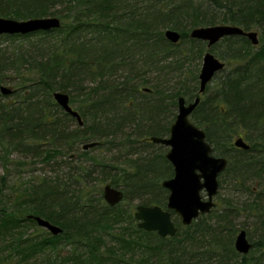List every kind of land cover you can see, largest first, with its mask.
I'll return each instance as SVG.
<instances>
[{
  "label": "trees",
  "instance_id": "obj_1",
  "mask_svg": "<svg viewBox=\"0 0 264 264\" xmlns=\"http://www.w3.org/2000/svg\"><path fill=\"white\" fill-rule=\"evenodd\" d=\"M49 17L60 20L58 29L0 35L17 45H0V85L13 83L10 95L0 92V165L19 166L13 182L2 181L15 211L1 207L0 264H264V191L248 185L264 187V0H0V18ZM216 25L256 30L260 38L256 46L242 36L214 45L216 58L234 66L226 70L225 64L199 95L206 44L189 33ZM166 30L180 34L177 44L165 39ZM57 92L68 95L81 127L56 104ZM179 97L186 103L199 97L190 122L205 132L212 152L227 159L219 178L230 176L235 188L245 185L252 198L241 210L224 200L187 227L173 222L176 235L160 238L137 228L134 212L121 203L147 195L141 206L165 207L161 183L173 176L166 153L146 159V166L84 157L157 145L151 138L168 137ZM243 136L247 151L232 145ZM91 142L97 146L77 149ZM14 154L19 158L12 160ZM60 156L72 168L66 177ZM106 184L127 197L107 206ZM240 212L254 220L246 256L233 246L238 230L232 218ZM29 216L43 217L62 234L52 236Z\"/></svg>",
  "mask_w": 264,
  "mask_h": 264
},
{
  "label": "water",
  "instance_id": "obj_2",
  "mask_svg": "<svg viewBox=\"0 0 264 264\" xmlns=\"http://www.w3.org/2000/svg\"><path fill=\"white\" fill-rule=\"evenodd\" d=\"M60 27L57 18H37L25 21L0 18V35L33 34L36 32H49ZM165 39L171 44H177L180 34L173 30H166ZM245 37L252 46L258 45L257 33L245 32L239 27L228 25H216L194 28L189 33L192 40L206 44V53L202 57V65L198 74V94L204 93L216 74L225 67L224 62L216 58L210 49L227 37ZM2 95L12 93L8 88L1 87ZM54 101L63 112L74 118L78 126L83 123L79 114L69 104V97L63 93H54ZM199 97L193 102L186 103L183 97L177 99V114L169 129L167 138H151V142L162 145L168 151L165 159L173 169V177L162 182L161 186L168 192L166 210L158 206H137L134 219L137 228L145 232H155L158 237H173L177 229L171 220V213L176 214L183 227L189 226L202 215H207L213 208V199L218 192V177L226 170L228 161L223 157H215L212 147L206 141L205 132L190 122V116L199 104ZM97 146L96 142L85 144L83 151ZM233 147L247 151L249 146L238 138L233 142ZM205 192L206 198L201 197ZM124 198L123 192L113 188L109 184L102 190V199L109 207L120 204ZM1 212V208H0ZM38 227L48 231L52 236L62 234V229L38 216H29ZM234 249L246 256L251 250V244L247 240L245 231H239L234 240Z\"/></svg>",
  "mask_w": 264,
  "mask_h": 264
},
{
  "label": "rangeland",
  "instance_id": "obj_3",
  "mask_svg": "<svg viewBox=\"0 0 264 264\" xmlns=\"http://www.w3.org/2000/svg\"><path fill=\"white\" fill-rule=\"evenodd\" d=\"M3 19H8V18H3ZM12 20H15V19H12ZM253 31L257 33V39H258V42H259V38H260L259 31H256V30H253ZM0 45L3 46V47H7L10 50L11 49H14L17 46L15 43L8 44V42H6V41H0ZM184 46H189V44H187L185 42L184 43ZM213 47H211V49ZM211 49H210V52L216 57V54L214 52H212ZM217 49H218V51H222V48L221 47H218ZM204 50L207 51L206 46L204 47ZM225 64H226V66H228L226 68V70H228V69H230V68H232L234 66L233 64L228 65L229 63H227V62H225ZM201 65H202V58H201V60L199 62V71H200ZM153 77H155V76H153ZM12 84H13L12 82L7 81L6 83H3L2 85H0V87H6V88H9V89H12V86H13ZM151 85L152 84L146 85L143 88L144 89H150V86ZM212 85H213V83L210 84V86H212ZM10 100H13V98H10ZM172 113H174L173 114L174 115V119L173 120H175V117H176V114H177V109L175 108V110L172 111ZM169 119H171V116H169L168 120ZM69 126H70V128L68 127L69 129L73 128V124L72 125H69ZM255 134H258V133H255ZM240 138L249 146V143L244 139L245 138L244 136L243 137H240ZM236 139H238V138L235 137V139L233 140V142ZM233 142H232V145H233ZM118 143H119L118 141L115 142V145H117ZM210 145H211V147L214 148V145L213 144H210ZM83 146L84 145L81 144V145H79L77 147V149L80 152H82V147ZM129 147L130 148H127V149L118 148V151L113 152V154H107V153H105L104 155L100 154L98 151H91L84 158H88V157H91L92 158V157H95V156H99L100 158H102L104 156V162L106 164H108V165H116V161L112 158V157H116V158H120L119 160L125 159L121 163L123 166L128 165V163H126V164L123 163L124 161H127V160L137 161L138 164H140V165L142 164V166H146L145 164H143V163H146L145 162L146 159L156 158L158 155H165V153H167V151H168V149L167 148H164L162 145H154V146L147 145V146H144V147L141 148V145L140 144H137V145H131ZM77 153H79V152L76 151V150H75V152H73L72 155L74 156V158H77ZM213 155L215 157L216 156L217 157H220L221 156V155H219V153L217 154V153H214V152H213ZM10 158L12 160H15V159H18L19 157L16 154H14ZM59 159L57 160V162H63L64 163V165H63L64 170H62V171H63V176L66 177V176L69 175L68 174V171H71L72 168L69 167V165L65 161V158H63V157L60 156ZM84 160H87V159H83V161ZM87 165L90 166L91 163L88 162ZM18 167L19 166H18V163L17 162L12 163L11 165H9V167L8 166L7 167H3L2 165H0V189H2V192H1L0 197H1V201L3 203V206L0 203V208L5 206V208L8 211H15V209H12L11 210V206H12L11 204L12 203L11 204H8V202H7L6 196L8 195L7 194L8 189L2 186V184H3L2 181H4L3 180L4 177H7V179L10 182H13L12 181L13 180L12 179L13 178V175L12 174L17 173L16 172L17 171L16 168H18ZM148 174L151 175V173H148ZM34 175H33V177H34ZM28 177L29 176L25 174V179L24 180H26V181H24V183H27L29 181L28 180ZM169 178H171V177H168L166 179H169ZM218 182H219L218 193L214 197V203H215L216 206L223 205L224 200L231 199L232 200V204H233L232 206L234 208L237 207L236 209L241 210V206L243 205V203L245 201L249 200L250 198H252V194H250L249 192H247V190L245 189L246 188L245 185H244V187L240 185L241 187H236L235 188L233 186V183L231 182V177L230 176H227V177L226 176H223L221 178L218 177ZM248 185H250V187H252V190L255 191L256 193H258L260 191V188H261V190L264 191V187H259L258 186V183H255V185H253V186H251L250 183ZM116 189L122 191L124 193V195L126 194L125 191H124V189H122L121 187H117ZM102 190H103V188H102ZM201 196L203 198H206V194H205L204 191L201 193ZM262 196L264 197V193L262 194ZM147 198H148V196L147 195H144V197H138V199H135L134 200V198H132V196H128L121 203V206L124 207L126 210L130 208L132 210V213H133V212H135V208L138 205L144 204V201L147 200ZM1 210H2V208H1ZM16 214H18V213H16ZM27 214H28L27 212H22L23 217L26 216ZM174 215L176 217H178L176 214H174ZM41 218L44 219L43 217H41ZM174 219H175V217L172 216V220H173L174 223H178V222L180 223V219L178 221L177 220H174ZM232 219H233L232 221H233V223L235 225L236 230H238V232L240 230L245 231V233H246V235L248 237V231H250L252 229V226L254 224V220L252 218H250L246 212H240L238 215H235ZM32 230H33V228H31V230L29 231V234H32L33 233ZM238 232L236 233V235L238 234ZM153 262L155 263V261H153Z\"/></svg>",
  "mask_w": 264,
  "mask_h": 264
},
{
  "label": "flooded vegetation",
  "instance_id": "obj_4",
  "mask_svg": "<svg viewBox=\"0 0 264 264\" xmlns=\"http://www.w3.org/2000/svg\"><path fill=\"white\" fill-rule=\"evenodd\" d=\"M224 69H225V67H224ZM224 69H223V70H224ZM223 70H222V71H223ZM220 72H221V71H220ZM220 72H219V73H220ZM216 75H217V74H216ZM216 75H215V76H216ZM145 91H146V90H145ZM169 129H170V128H169ZM172 177H173V176H172ZM172 177H171V178H172ZM169 179H170V178H169ZM166 180H168V179H166ZM163 181H165V180H163ZM163 181H162V182H163ZM161 184H162V183H161ZM161 187H162V186H161ZM164 190H165V189H164ZM165 191H166V190H165ZM167 193H168V192H167ZM167 197H168V195H167ZM201 197H202V196H201ZM202 198H203V197H202ZM204 199H205V198H204ZM213 202H214V199H213ZM166 205H167V199H166L165 207H164V208H163V207H160V208H162L163 210H166ZM214 207H215V203H214ZM171 220H172V213H171ZM195 221H196V220H195ZM172 222H173V221H172ZM193 222H194V221H193ZM193 222H192V223H193ZM192 223H191V224H192ZM173 224H174V223H173ZM191 224H190V225H191ZM174 226L176 227L177 232H178V228H177V226H176L175 224H174ZM181 226H182V225H181ZM182 227H183V226H182ZM177 232H176V233H177ZM153 233H155V232H153ZM155 234H156V233H155ZM156 235H157V234H156ZM175 235H176V234H175ZM175 235H174V236H175ZM174 236H173V237H174ZM246 236H247V235H246ZM235 237H236V236H235ZM166 238H168V237H166ZM169 238H172V237H169ZM234 240H235V239H234ZM233 246H234V245H233ZM236 253H237V252H236ZM237 254H238V253H237ZM240 256H241V255H240Z\"/></svg>",
  "mask_w": 264,
  "mask_h": 264
},
{
  "label": "bare ground",
  "instance_id": "obj_5",
  "mask_svg": "<svg viewBox=\"0 0 264 264\" xmlns=\"http://www.w3.org/2000/svg\"><path fill=\"white\" fill-rule=\"evenodd\" d=\"M1 88V87H0ZM6 88V87H5ZM9 89V88H8ZM11 90V89H10ZM12 91V90H11ZM147 91V90H146ZM2 95V94H1ZM202 95V94H201ZM191 103V102H190ZM173 170V169H172ZM219 184V183H218ZM219 188V187H218ZM218 193V192H217ZM39 217V216H38ZM38 226V225H37ZM40 228V227H39ZM42 229V228H41Z\"/></svg>",
  "mask_w": 264,
  "mask_h": 264
}]
</instances>
